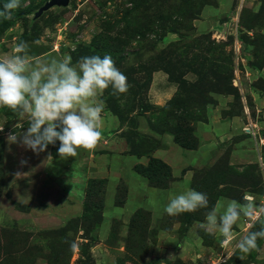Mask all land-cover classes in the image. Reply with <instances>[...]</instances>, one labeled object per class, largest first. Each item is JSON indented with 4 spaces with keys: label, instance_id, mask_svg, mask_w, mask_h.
Returning a JSON list of instances; mask_svg holds the SVG:
<instances>
[{
    "label": "rangeland",
    "instance_id": "obj_1",
    "mask_svg": "<svg viewBox=\"0 0 264 264\" xmlns=\"http://www.w3.org/2000/svg\"><path fill=\"white\" fill-rule=\"evenodd\" d=\"M20 0L0 17V59L110 55L130 85L99 99L102 138L75 157L8 142L28 128L0 106V264H264V0ZM7 0H0L2 6ZM118 116H122L123 119ZM26 160V164H21ZM194 189L208 207L170 216ZM251 204L231 238L201 227Z\"/></svg>",
    "mask_w": 264,
    "mask_h": 264
},
{
    "label": "clouds",
    "instance_id": "obj_2",
    "mask_svg": "<svg viewBox=\"0 0 264 264\" xmlns=\"http://www.w3.org/2000/svg\"><path fill=\"white\" fill-rule=\"evenodd\" d=\"M20 6V0H7L0 6V17L10 19ZM13 51L0 59V106L27 117L28 128L19 134L10 133L8 142L39 153L59 141L58 155L63 159L75 157L79 148H95L102 138L101 114L105 109L99 97L110 86L114 95L126 93L130 87L112 57L83 56L73 64L66 54L31 63L30 46L23 40L15 44ZM207 207V195L190 189L171 198L164 210L175 216ZM241 215L253 217L252 205L231 200L222 215L218 216L215 209L209 211L201 227L218 228L230 239ZM258 239H264V222L259 231L243 236L237 247L248 253L257 248Z\"/></svg>",
    "mask_w": 264,
    "mask_h": 264
},
{
    "label": "water",
    "instance_id": "obj_3",
    "mask_svg": "<svg viewBox=\"0 0 264 264\" xmlns=\"http://www.w3.org/2000/svg\"><path fill=\"white\" fill-rule=\"evenodd\" d=\"M71 0H50L36 14V18L41 17L45 12L54 7H68Z\"/></svg>",
    "mask_w": 264,
    "mask_h": 264
},
{
    "label": "built area",
    "instance_id": "obj_4",
    "mask_svg": "<svg viewBox=\"0 0 264 264\" xmlns=\"http://www.w3.org/2000/svg\"><path fill=\"white\" fill-rule=\"evenodd\" d=\"M243 1H245V2H247V3H256L258 0H243Z\"/></svg>",
    "mask_w": 264,
    "mask_h": 264
},
{
    "label": "trees",
    "instance_id": "obj_5",
    "mask_svg": "<svg viewBox=\"0 0 264 264\" xmlns=\"http://www.w3.org/2000/svg\"><path fill=\"white\" fill-rule=\"evenodd\" d=\"M259 1H260V0H258L257 2H259ZM257 2H256V3H257ZM254 4H255V3H254ZM118 117H119V118H121V119H123V117H122V116H118Z\"/></svg>",
    "mask_w": 264,
    "mask_h": 264
}]
</instances>
